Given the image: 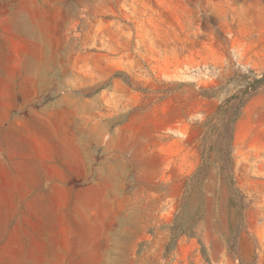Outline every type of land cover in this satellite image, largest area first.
I'll list each match as a JSON object with an SVG mask.
<instances>
[{
	"label": "rangeland",
	"instance_id": "rangeland-1",
	"mask_svg": "<svg viewBox=\"0 0 264 264\" xmlns=\"http://www.w3.org/2000/svg\"><path fill=\"white\" fill-rule=\"evenodd\" d=\"M74 230L264 264V0H0V264Z\"/></svg>",
	"mask_w": 264,
	"mask_h": 264
},
{
	"label": "crops",
	"instance_id": "crops-1",
	"mask_svg": "<svg viewBox=\"0 0 264 264\" xmlns=\"http://www.w3.org/2000/svg\"><path fill=\"white\" fill-rule=\"evenodd\" d=\"M111 211L107 209L106 214H110ZM85 215L88 216L89 220H91L90 216L93 215L96 220V216L98 214L96 212L88 213L85 212ZM96 223H90V226L92 228H86V235L84 236L86 239H89L91 241H102L104 240V230H103V224L102 222H99L98 229ZM80 232H70L68 233L67 240L69 241L67 243L68 251L66 253H50L46 251L45 249L48 248H56L59 247V244H37V246L40 249H44L41 252L38 253H24L21 255V260L17 261L16 264H103V253L100 252H89V253H82L79 250V247L76 243H74L75 238L80 236ZM33 247V244L30 246ZM23 248H26V246H23Z\"/></svg>",
	"mask_w": 264,
	"mask_h": 264
}]
</instances>
